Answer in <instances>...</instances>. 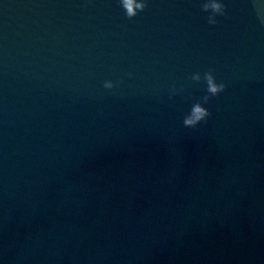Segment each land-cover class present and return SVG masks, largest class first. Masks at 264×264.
<instances>
[{"label": "water", "instance_id": "obj_1", "mask_svg": "<svg viewBox=\"0 0 264 264\" xmlns=\"http://www.w3.org/2000/svg\"><path fill=\"white\" fill-rule=\"evenodd\" d=\"M211 2L0 0V264H264V0Z\"/></svg>", "mask_w": 264, "mask_h": 264}, {"label": "clouds", "instance_id": "obj_2", "mask_svg": "<svg viewBox=\"0 0 264 264\" xmlns=\"http://www.w3.org/2000/svg\"><path fill=\"white\" fill-rule=\"evenodd\" d=\"M122 3L124 5V7L128 10V15H133V0H122ZM136 8H143L144 4L143 3H136L135 4ZM204 7L207 8H212L215 12H219L221 9V4L218 2V0H212V2L210 4H205ZM205 81L207 82V91L210 94H214L216 91L219 90L220 85H216L213 86V84L210 82L209 78L207 76L204 77ZM105 87H112L111 82H106ZM204 115V113L202 112V110H200L199 108L194 107L191 111V113L189 114L188 117H186V119L184 120V123L186 125H191L192 123H194L197 119H199L200 117H202Z\"/></svg>", "mask_w": 264, "mask_h": 264}]
</instances>
